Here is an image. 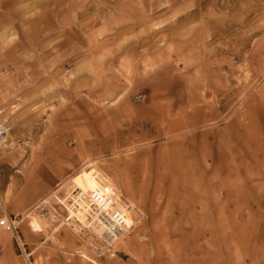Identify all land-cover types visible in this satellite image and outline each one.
I'll use <instances>...</instances> for the list:
<instances>
[{
  "label": "rangeland",
  "instance_id": "rangeland-1",
  "mask_svg": "<svg viewBox=\"0 0 264 264\" xmlns=\"http://www.w3.org/2000/svg\"><path fill=\"white\" fill-rule=\"evenodd\" d=\"M0 264H264V0H0Z\"/></svg>",
  "mask_w": 264,
  "mask_h": 264
},
{
  "label": "built area",
  "instance_id": "built-area-1",
  "mask_svg": "<svg viewBox=\"0 0 264 264\" xmlns=\"http://www.w3.org/2000/svg\"><path fill=\"white\" fill-rule=\"evenodd\" d=\"M72 198L79 204L88 203L89 209L95 215V227L100 232L106 247L113 246L126 234V218L131 211V204L118 191L109 187L103 192L98 187L89 196L83 195L79 190L73 189ZM1 225H5L1 221ZM9 230H14L13 223L8 224ZM98 226H102V229ZM98 227V228H97ZM104 227V228H103Z\"/></svg>",
  "mask_w": 264,
  "mask_h": 264
},
{
  "label": "bare ground",
  "instance_id": "bare-ground-1",
  "mask_svg": "<svg viewBox=\"0 0 264 264\" xmlns=\"http://www.w3.org/2000/svg\"><path fill=\"white\" fill-rule=\"evenodd\" d=\"M93 221H94V222H95V224H96L95 218H94V219H91V225H92V229H93V228H95V224H94V222H93ZM98 227H100V228L102 229V226H98ZM98 227H97V228H98ZM103 228H104V227H103Z\"/></svg>",
  "mask_w": 264,
  "mask_h": 264
}]
</instances>
